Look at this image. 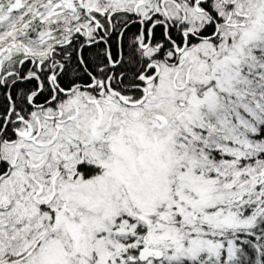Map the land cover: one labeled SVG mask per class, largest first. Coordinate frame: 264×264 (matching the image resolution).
Segmentation results:
<instances>
[{"label": "snow or ice", "instance_id": "6c2138e0", "mask_svg": "<svg viewBox=\"0 0 264 264\" xmlns=\"http://www.w3.org/2000/svg\"><path fill=\"white\" fill-rule=\"evenodd\" d=\"M0 264H264V0H0Z\"/></svg>", "mask_w": 264, "mask_h": 264}]
</instances>
